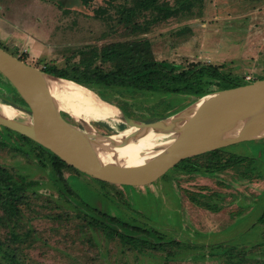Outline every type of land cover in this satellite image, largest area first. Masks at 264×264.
I'll return each mask as SVG.
<instances>
[{
    "label": "rangeland",
    "instance_id": "obj_1",
    "mask_svg": "<svg viewBox=\"0 0 264 264\" xmlns=\"http://www.w3.org/2000/svg\"><path fill=\"white\" fill-rule=\"evenodd\" d=\"M124 3L127 0H88V4L0 0V46L42 71L45 67L72 71L81 61V50L148 39L156 59L223 65L224 71L245 83L248 76L264 78V0H182L188 9L152 24L146 32L119 23L118 9ZM104 8L107 13L102 16ZM154 15L146 12L135 21L144 23ZM96 66L108 71L115 65L97 61ZM15 89L0 73V97L16 110L14 119L30 123L29 106ZM89 89L99 100L141 122L153 121L154 114L172 104L176 112L167 117L181 115L192 103L219 90L213 86L205 96L175 102L170 97L159 95L152 101L150 95L116 90L111 99L103 98L98 87ZM60 112L89 134L95 130L115 134L105 125L110 117L81 122L61 108ZM118 116L112 124L121 121ZM154 133L160 143L178 135ZM0 140L6 142L0 145V168L7 169L14 181L18 177L29 181L19 206L0 201V264H264V223L259 221L264 211V138L223 147L218 158L229 165L226 168L174 169L157 184L137 188L104 184L75 168H63L60 177L50 154L20 133L0 125ZM208 155L197 157L196 165ZM104 213L119 222L107 220ZM109 228L163 246L126 244L109 237Z\"/></svg>",
    "mask_w": 264,
    "mask_h": 264
},
{
    "label": "water",
    "instance_id": "obj_2",
    "mask_svg": "<svg viewBox=\"0 0 264 264\" xmlns=\"http://www.w3.org/2000/svg\"><path fill=\"white\" fill-rule=\"evenodd\" d=\"M0 73L17 89L32 115V121L27 123L0 114L1 126L29 137L52 151L70 167L91 178L124 188L157 184L171 170L181 169L188 172V168L196 164L199 156L252 139L249 133L224 141H220L218 136L244 112L264 101V78L218 90L202 100L195 113L178 131L175 130L174 123L179 121L180 115L141 122L119 110V119L130 128L148 127L154 132L174 131L178 135L172 143L142 164H103L87 140L72 129L73 123L65 120L60 108L55 107L43 80L44 74H52L40 70L1 46ZM136 132L129 134L135 136Z\"/></svg>",
    "mask_w": 264,
    "mask_h": 264
},
{
    "label": "trees",
    "instance_id": "obj_3",
    "mask_svg": "<svg viewBox=\"0 0 264 264\" xmlns=\"http://www.w3.org/2000/svg\"><path fill=\"white\" fill-rule=\"evenodd\" d=\"M84 2L88 4V0H84ZM184 8L188 9L187 5L182 3V0H176L175 3H171L170 0H127V3H124L118 9L120 13L119 23L130 24L133 30L146 32L152 24L177 16L182 13ZM100 12V15L104 16L103 13H107V9L104 8ZM146 12H156V15L152 19H146L144 23L135 21L136 17L145 16ZM105 18L108 19L110 17L108 15ZM80 54V63L72 68L74 74L72 71L59 70L54 67H45L44 71L54 76L76 81L89 88L98 87L101 97L110 99L113 96L114 90H116L121 92L129 91L139 95H150L152 101L160 95L165 98L170 97L172 101L175 100L177 102L183 97H189L191 100H194L197 96H205L213 86H217L221 90L245 84L239 76L224 71L223 65L201 63L200 61H192L185 65L156 59L148 39L115 42L101 49L94 48L92 52L81 50ZM97 61H100V63H114L115 66L113 69L106 71L100 66L95 67ZM0 101L8 103L2 97H0ZM146 101L151 100L147 98ZM175 112L176 107L172 104V108L167 109L165 112L154 114L152 120L166 118ZM19 121L25 122L27 120L21 119ZM112 121L114 120L111 119L106 122V127L116 134H123L128 125L121 121L112 124ZM20 135L23 139L36 143L38 148L50 154L52 166L60 174V177L63 168L74 169L49 149L27 136ZM0 145L5 146L6 142L0 140ZM221 149L208 152L207 160L200 165H192L188 168L189 171H197V169H202L203 167L209 170L228 167L229 165L221 164L222 160L218 158V155L222 154ZM14 180L7 169L0 168V201H4L5 204H9L11 207L19 206L24 202L25 186L29 182L21 177H18L17 181ZM64 182L67 184L66 181ZM103 217L107 220L119 222V218L107 213H104ZM259 221L264 223V211L259 217ZM92 223L98 227H108L100 221H93ZM123 226L143 234L148 233L146 229L131 226L129 223H123ZM153 231L156 232L155 230ZM106 234L109 237H119L126 244L144 243L148 247L154 248H161L163 246L161 242L152 243V241L141 240L136 235L120 232L112 228H109ZM172 243L178 244L176 241ZM4 253L7 258L16 260V257L12 254L6 251Z\"/></svg>",
    "mask_w": 264,
    "mask_h": 264
},
{
    "label": "bare ground",
    "instance_id": "obj_4",
    "mask_svg": "<svg viewBox=\"0 0 264 264\" xmlns=\"http://www.w3.org/2000/svg\"><path fill=\"white\" fill-rule=\"evenodd\" d=\"M43 80L55 107L67 111L78 121L90 122L91 119L99 121L109 117L115 119L119 115L114 105L99 100L91 89L84 85L48 74L43 75ZM202 100L192 103L181 113L179 121L174 123L175 130L178 131L195 113ZM0 114L7 118H14L16 110L0 101ZM71 127L87 140L103 164L139 165L159 153L164 146L173 142V140L156 142L155 138L159 134L154 133L148 127H128L121 135L116 133L103 134L95 130L92 132L95 134L94 137H91L88 132L81 130L75 124H71ZM92 130L94 131V129ZM132 131H137V135L129 134ZM245 133L251 134L252 139L264 138V101L250 111L244 112L236 121L221 131L218 137L220 141H224Z\"/></svg>",
    "mask_w": 264,
    "mask_h": 264
},
{
    "label": "built area",
    "instance_id": "obj_5",
    "mask_svg": "<svg viewBox=\"0 0 264 264\" xmlns=\"http://www.w3.org/2000/svg\"><path fill=\"white\" fill-rule=\"evenodd\" d=\"M248 79H249V80H251V77H250V76H248Z\"/></svg>",
    "mask_w": 264,
    "mask_h": 264
}]
</instances>
